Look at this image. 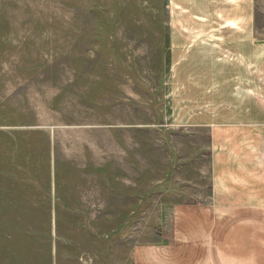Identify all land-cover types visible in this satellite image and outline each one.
<instances>
[{"label": "rangeland", "instance_id": "rangeland-1", "mask_svg": "<svg viewBox=\"0 0 264 264\" xmlns=\"http://www.w3.org/2000/svg\"><path fill=\"white\" fill-rule=\"evenodd\" d=\"M166 2L0 0V264H127L207 199L208 134L169 123Z\"/></svg>", "mask_w": 264, "mask_h": 264}, {"label": "crops", "instance_id": "crops-1", "mask_svg": "<svg viewBox=\"0 0 264 264\" xmlns=\"http://www.w3.org/2000/svg\"><path fill=\"white\" fill-rule=\"evenodd\" d=\"M254 0H167L169 123L208 134L204 201L175 203L127 264H264V40Z\"/></svg>", "mask_w": 264, "mask_h": 264}]
</instances>
